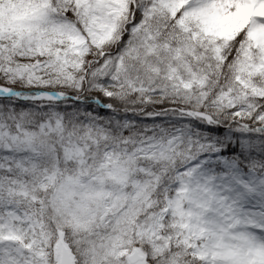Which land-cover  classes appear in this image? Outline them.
<instances>
[{
    "label": "snow or ice",
    "instance_id": "obj_1",
    "mask_svg": "<svg viewBox=\"0 0 264 264\" xmlns=\"http://www.w3.org/2000/svg\"><path fill=\"white\" fill-rule=\"evenodd\" d=\"M0 264H264V0H0Z\"/></svg>",
    "mask_w": 264,
    "mask_h": 264
}]
</instances>
